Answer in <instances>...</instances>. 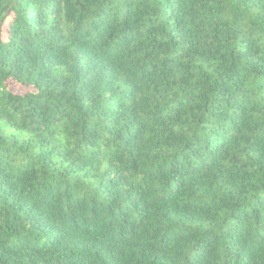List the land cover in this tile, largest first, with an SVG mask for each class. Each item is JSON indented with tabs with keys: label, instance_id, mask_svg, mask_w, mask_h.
<instances>
[{
	"label": "trees",
	"instance_id": "trees-1",
	"mask_svg": "<svg viewBox=\"0 0 264 264\" xmlns=\"http://www.w3.org/2000/svg\"><path fill=\"white\" fill-rule=\"evenodd\" d=\"M0 264H264V0H0Z\"/></svg>",
	"mask_w": 264,
	"mask_h": 264
},
{
	"label": "rangeland",
	"instance_id": "rangeland-1",
	"mask_svg": "<svg viewBox=\"0 0 264 264\" xmlns=\"http://www.w3.org/2000/svg\"><path fill=\"white\" fill-rule=\"evenodd\" d=\"M11 87L16 91V92H22L23 88L21 86L12 84Z\"/></svg>",
	"mask_w": 264,
	"mask_h": 264
}]
</instances>
